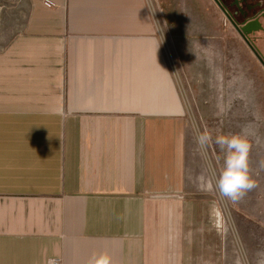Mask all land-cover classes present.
Instances as JSON below:
<instances>
[{
    "label": "crops",
    "instance_id": "crops-1",
    "mask_svg": "<svg viewBox=\"0 0 264 264\" xmlns=\"http://www.w3.org/2000/svg\"><path fill=\"white\" fill-rule=\"evenodd\" d=\"M185 109L150 0H30L0 50V264H227L187 211Z\"/></svg>",
    "mask_w": 264,
    "mask_h": 264
},
{
    "label": "rangeland",
    "instance_id": "rangeland-1",
    "mask_svg": "<svg viewBox=\"0 0 264 264\" xmlns=\"http://www.w3.org/2000/svg\"><path fill=\"white\" fill-rule=\"evenodd\" d=\"M150 2L186 108L185 149L191 174L187 211H197L198 218L205 215L221 229L227 264H264V67L213 0ZM240 3H223L239 22L264 10L257 11L256 0ZM29 8L30 0H0V50L24 30ZM257 32L251 38L264 57V32ZM242 129L251 144L249 174L255 186L233 202L216 187L225 152L215 139ZM204 132L211 139L201 146L197 138Z\"/></svg>",
    "mask_w": 264,
    "mask_h": 264
},
{
    "label": "clouds",
    "instance_id": "clouds-1",
    "mask_svg": "<svg viewBox=\"0 0 264 264\" xmlns=\"http://www.w3.org/2000/svg\"><path fill=\"white\" fill-rule=\"evenodd\" d=\"M197 139L203 146L211 136L204 132ZM215 143L225 152L224 168L216 180V187L224 197L236 202L255 186L249 174L248 157L251 144L247 131L242 129L237 134L218 135ZM110 259L107 253H103L96 258L95 264H110Z\"/></svg>",
    "mask_w": 264,
    "mask_h": 264
},
{
    "label": "water",
    "instance_id": "water-1",
    "mask_svg": "<svg viewBox=\"0 0 264 264\" xmlns=\"http://www.w3.org/2000/svg\"><path fill=\"white\" fill-rule=\"evenodd\" d=\"M213 1L221 9L225 17L228 19V21L235 28V30L247 44L249 49L264 67V57L251 38L252 34L254 35L257 31L264 32V24L260 19V17H262L264 21V10L260 11L258 14H254L253 16L245 17L242 22H239L235 19V17H233L232 13L220 0Z\"/></svg>",
    "mask_w": 264,
    "mask_h": 264
},
{
    "label": "built area",
    "instance_id": "built-area-1",
    "mask_svg": "<svg viewBox=\"0 0 264 264\" xmlns=\"http://www.w3.org/2000/svg\"><path fill=\"white\" fill-rule=\"evenodd\" d=\"M47 264H63L61 258L50 257L47 259Z\"/></svg>",
    "mask_w": 264,
    "mask_h": 264
},
{
    "label": "flooded vegetation",
    "instance_id": "flooded-vegetation-1",
    "mask_svg": "<svg viewBox=\"0 0 264 264\" xmlns=\"http://www.w3.org/2000/svg\"><path fill=\"white\" fill-rule=\"evenodd\" d=\"M259 32H262V31H259Z\"/></svg>",
    "mask_w": 264,
    "mask_h": 264
}]
</instances>
